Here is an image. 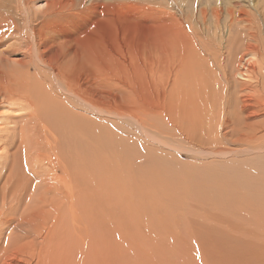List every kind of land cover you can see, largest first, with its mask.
Returning <instances> with one entry per match:
<instances>
[{"label": "rangeland", "instance_id": "obj_1", "mask_svg": "<svg viewBox=\"0 0 264 264\" xmlns=\"http://www.w3.org/2000/svg\"><path fill=\"white\" fill-rule=\"evenodd\" d=\"M9 3L16 8V31L0 38V66L13 67L15 77L23 74L20 66L36 62L37 32L40 55H60L55 73L42 67L34 74L31 66L30 82L45 86L44 98L60 112L50 106V132L37 125L44 120L29 124L19 117L12 120L15 132L5 125L14 139L0 137V263L264 264V196H247L252 182L232 191L194 176L205 167L239 163L235 182H255L264 178L253 166L264 151L254 159L246 150L195 154L142 123L145 109H163L173 67L190 58L194 44L211 62V52L229 51L227 40L243 39V24L263 36L264 0ZM219 14L224 17L217 26ZM54 37L67 41L58 47ZM57 114L63 117L58 123Z\"/></svg>", "mask_w": 264, "mask_h": 264}, {"label": "bare ground", "instance_id": "obj_2", "mask_svg": "<svg viewBox=\"0 0 264 264\" xmlns=\"http://www.w3.org/2000/svg\"><path fill=\"white\" fill-rule=\"evenodd\" d=\"M9 2H11V0L9 1L0 0V12H4V17H5L0 20V27L3 24H5L4 28L2 29L0 28V38L2 37L8 38L12 36L16 31V20L11 15L12 13L16 14V8H13ZM263 15H264V11H263ZM9 16L10 18H8ZM220 16L221 15L219 14L218 18L216 17L218 19L217 26L220 25V20L221 18L224 17L223 15H222L223 17H220ZM232 16L233 15H231V18ZM233 20H234V23H236L234 16H233ZM234 23L232 22V25ZM235 25H237V23ZM230 27L231 25L229 26V28ZM240 28L243 31L242 33L243 39L235 40L234 38H232L231 40H227L229 51L225 55H223L224 53L222 52H217V51L211 52L212 61L209 62L208 57L202 51H200L198 47L195 46L194 44L190 50V53L191 51H193V54L190 56L191 61H189L190 59L189 56L185 58L183 61L177 60V62L175 63V66L173 67V75H172L171 82L170 83L167 82L168 87H166L164 89V93H162L163 100L161 102L162 104L161 108L163 109L162 110L154 109L152 107L149 109H145V111L143 109L142 110L144 111V116L142 117L143 125H145L149 129L150 127H152V129L154 128V130L156 129V132L158 134H161L162 137L169 138L175 141L174 144L184 142L187 146L196 150V152L194 151L195 154L198 151L208 156L209 154L210 155L220 154V156L221 155L227 156V155H230L231 153L233 154L234 151L236 150L238 151L246 150L249 152L248 155L253 157L254 159L255 155H257L256 154L257 152L264 151V30H263V36H262V35H258L257 31L253 32V25L251 23L245 24V25L243 24V26ZM232 31L235 32L233 27H232ZM39 32L42 33V31L40 30ZM33 34H34V41L33 42L31 41V42L33 44L35 43V46H36V50H35L37 54L36 62H34L33 60H30V62H27V63H30V66H23V67L20 66V68H23L22 69L23 74L16 72L18 74V77L14 76L15 69L13 70L12 69L13 67L0 66V132L2 133V134L0 133V137L5 138L7 143H9L10 141L9 137L11 136V134L12 136L14 135L13 132H15L17 128L16 126H14V124H16L17 121L13 122L12 121L13 119L20 117L24 120H27L29 124H30V121H33L34 118L39 121L44 120L40 122V124H37V125L39 127H42L45 132H48V131L50 132V129H51L50 128V124H51L50 117L53 114V111L51 110L50 106L53 105L59 111L58 107L56 106V103L52 102L53 99L50 100V99L44 98L45 86L44 88L39 87L40 83L36 84V82L33 80L30 82L31 80L30 76H32L31 69H33L31 66H33L35 69V70L33 69L35 72L34 74H36L37 70L41 69L42 67L50 68L53 71V73H55L56 69L53 66L57 63V58L59 57L60 54L59 52H54V56L51 57L52 53L49 55L43 53V56H41L40 53H42V51H40L41 50L40 37L38 36L37 32ZM71 37H67V39H71ZM64 41L66 43L67 40L63 39V41H60L58 38L54 37V39L51 40V43L59 47V45L62 46L61 43H63ZM1 53L2 52H0V54ZM178 53H180V51H178ZM183 53L182 55H187L186 53L184 54ZM60 66H64V65H60ZM159 71L160 70H158V72ZM154 72H156V70ZM68 90L70 94L76 97L74 91L70 87H68ZM60 91L61 89L59 90V92ZM60 93H62V91ZM41 94L43 95L41 96ZM77 94L78 92L76 93V95ZM87 103L90 104L89 101H87ZM74 105H72L73 110H75ZM39 114L40 116H42L41 119H38ZM61 117L62 116L60 114H57V116L55 117V121L57 123L61 122L60 121ZM7 123L9 125L10 123L13 125L12 133L10 132V128L8 126H5ZM221 128L223 129L222 132L220 130ZM78 129H79L78 126L76 129V127L73 125L74 132L77 133ZM24 130H25V126L22 125V131ZM13 139H14V136L12 140ZM20 148H23V147H20ZM181 150L186 152L187 149L186 150L181 149ZM14 155L15 156L17 155V151L15 152ZM260 155L263 156L264 158V154H260ZM54 157H55V160H57L56 159L57 157L56 156ZM263 158L260 157L259 160H256L255 162H253V166L256 167L257 169H260L258 172L262 171L264 174V159ZM157 159L155 161H157ZM240 161H242V163L244 162V160L242 159H240ZM13 164L15 163L12 162L10 166ZM210 166L211 164L208 167ZM240 167L241 166L239 163H234L231 166H227V165H224V166L221 165V167L212 166L211 169H208V170L205 167L203 170L194 171V174H195L194 176L197 179H199V181L201 182L205 183L206 181L210 180V185H212L213 183L215 184V182H217V184L218 183L222 184V186L227 187V190L228 188H230V190L232 189V191L237 190V187H239V185L242 188L245 185H248L249 183L252 182L253 186H255L252 192L253 194H247V196H254V198L255 196H264V193H262V191H264V181L260 180L262 177L255 179V182L253 181L254 179L252 180L244 179V180H240V181L238 180L237 182H235V180L238 179L237 174H238ZM10 169L7 168L8 171ZM172 169L174 168L172 167ZM4 173H7V172L4 171ZM188 174L191 175V173H188ZM205 175L207 179L205 178ZM257 175L259 176V174ZM168 176L170 177V175ZM212 179H216V180L211 181ZM262 179L264 180V178ZM10 181L11 180L9 179V181L6 180L5 182L7 183ZM60 184H64V183H62L61 181L59 185ZM251 185L252 184L248 186H251ZM2 188H4V186ZM5 188H7L6 185H5ZM245 190H248L249 192L248 187ZM76 191H78V189ZM225 197L227 199L230 198V196H225ZM260 200L263 201V199H260ZM0 217H2L1 213H0Z\"/></svg>", "mask_w": 264, "mask_h": 264}]
</instances>
